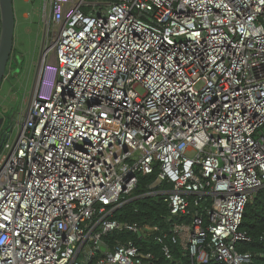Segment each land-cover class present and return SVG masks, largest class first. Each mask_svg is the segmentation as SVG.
Returning a JSON list of instances; mask_svg holds the SVG:
<instances>
[{
  "label": "built area",
  "instance_id": "built-area-1",
  "mask_svg": "<svg viewBox=\"0 0 264 264\" xmlns=\"http://www.w3.org/2000/svg\"><path fill=\"white\" fill-rule=\"evenodd\" d=\"M49 4L34 95L0 154V264H158L138 240L249 264L236 243L264 189V0ZM155 173L165 226L113 218ZM124 232L137 239L107 241Z\"/></svg>",
  "mask_w": 264,
  "mask_h": 264
},
{
  "label": "rangeland",
  "instance_id": "rangeland-1",
  "mask_svg": "<svg viewBox=\"0 0 264 264\" xmlns=\"http://www.w3.org/2000/svg\"><path fill=\"white\" fill-rule=\"evenodd\" d=\"M50 0H14L16 27L13 56L0 88V112L6 117L3 128L4 138L13 142L18 133V122L25 114L34 95L38 72L44 48L51 39L46 38V20ZM142 93L143 88H138ZM9 136V138H8ZM4 149L0 150V154Z\"/></svg>",
  "mask_w": 264,
  "mask_h": 264
},
{
  "label": "trees",
  "instance_id": "trees-1",
  "mask_svg": "<svg viewBox=\"0 0 264 264\" xmlns=\"http://www.w3.org/2000/svg\"><path fill=\"white\" fill-rule=\"evenodd\" d=\"M2 86V84H1ZM0 86V88H1ZM6 139L0 140V150L4 148ZM157 174L141 175L137 189L128 197L131 199L113 213V218L122 221L164 224V219L169 215V206L165 201V195H148L152 190L149 185L155 180ZM170 185L165 184L167 188ZM127 198V199H128ZM240 230L246 232L251 240L239 241L236 248L239 252L252 255L249 264H264V189L256 192L245 208ZM116 239L126 241L137 239L132 233H116L107 237V241L113 244ZM144 251H152L157 257L158 264H217L191 262L186 252L178 245L172 246V257L167 258L161 251L160 245L151 240L149 243L139 241Z\"/></svg>",
  "mask_w": 264,
  "mask_h": 264
},
{
  "label": "water",
  "instance_id": "water-1",
  "mask_svg": "<svg viewBox=\"0 0 264 264\" xmlns=\"http://www.w3.org/2000/svg\"><path fill=\"white\" fill-rule=\"evenodd\" d=\"M0 86L7 75V68L14 49L16 17L14 0H0Z\"/></svg>",
  "mask_w": 264,
  "mask_h": 264
},
{
  "label": "flooded vegetation",
  "instance_id": "flooded-vegetation-1",
  "mask_svg": "<svg viewBox=\"0 0 264 264\" xmlns=\"http://www.w3.org/2000/svg\"><path fill=\"white\" fill-rule=\"evenodd\" d=\"M16 58L17 57L13 56V54H12L11 59L9 61L8 68H7V73L9 72L10 68H12V69H16L17 68V66L11 67V62H14ZM5 121H6V117L4 116V114L2 112H0V140L3 137V132H4L3 128H4V125H5Z\"/></svg>",
  "mask_w": 264,
  "mask_h": 264
}]
</instances>
